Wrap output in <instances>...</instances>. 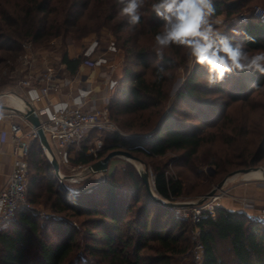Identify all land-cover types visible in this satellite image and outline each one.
I'll return each mask as SVG.
<instances>
[{
    "label": "trees",
    "instance_id": "1",
    "mask_svg": "<svg viewBox=\"0 0 264 264\" xmlns=\"http://www.w3.org/2000/svg\"><path fill=\"white\" fill-rule=\"evenodd\" d=\"M253 1L214 0L215 17L223 15L226 35L232 36L235 29L241 32L235 39L247 48L264 49V17L249 13L232 20ZM9 2H0V65L17 57L22 39L41 42L73 28L88 31L103 21L112 25L117 46L123 49L124 64L110 97L109 118L128 135L102 132L103 147L94 157L84 152L97 136L98 130L92 129L72 163L90 165L115 149L127 150L140 161L174 153L173 164L185 168L199 184L195 192H202V166H213L208 179L219 182L230 170L264 162V100L256 99L264 75L259 72L227 74L210 88L206 69L196 65L161 116L170 71L184 61L185 48L172 45L164 50L163 59L156 56L151 38L164 23L152 11L156 0H145L136 26L127 23L116 0ZM244 34L255 43L246 41ZM62 62L73 75L80 59L68 60L63 54ZM253 81L259 86L252 88ZM166 167H154L153 191L173 201L184 194L187 181L179 168L176 176ZM26 199L48 205L66 218H42L20 209L0 227V264H172V258L188 248L191 221L148 195L134 160L114 167L97 183L64 184L34 139L27 153ZM69 219H76L79 227ZM197 225L203 245L200 264H264V223L219 206L214 217Z\"/></svg>",
    "mask_w": 264,
    "mask_h": 264
},
{
    "label": "built area",
    "instance_id": "2",
    "mask_svg": "<svg viewBox=\"0 0 264 264\" xmlns=\"http://www.w3.org/2000/svg\"><path fill=\"white\" fill-rule=\"evenodd\" d=\"M254 15L264 17V10L258 6ZM22 47L25 53L21 61L25 72L17 81L18 90L0 92V143L8 139L12 144L10 168L0 188V227L22 208L38 213L26 199L28 147L34 139H38L37 127L23 115L26 103L33 107L39 118V127L58 162V175L54 174L61 182L64 179L62 168L72 174L84 167V164H74L71 160L90 130L97 129V136L84 152L94 157H98L103 147L102 132L121 134L109 118L110 97L118 85L113 56L119 54L120 49L114 39H108L104 46H101L97 38L84 46L68 44L63 53L68 60L80 59V64L88 62L92 67L100 69L104 93H99L78 70L73 75L62 72L63 68L66 69L63 62L59 68L44 64L42 70L33 72L35 60L29 53L31 43L25 41ZM4 99L7 101L3 102ZM72 147L74 149L71 150ZM44 152L51 161L46 150ZM256 189L264 190V186H256ZM219 196L218 193L208 196L202 203L193 204L190 212L186 213L194 227L193 253L198 264L203 258V245L197 224L203 218L215 216V210L220 206ZM237 200L251 219L264 223V207L255 209L254 199L250 197L241 196Z\"/></svg>",
    "mask_w": 264,
    "mask_h": 264
},
{
    "label": "rangeland",
    "instance_id": "3",
    "mask_svg": "<svg viewBox=\"0 0 264 264\" xmlns=\"http://www.w3.org/2000/svg\"><path fill=\"white\" fill-rule=\"evenodd\" d=\"M2 3L3 0H0ZM15 0H10L9 3L7 4H14ZM261 7L264 10V4L260 0L253 1L247 8H244L242 13L240 15H237L233 17L232 20H235L239 17H242V15H246L249 13H252L254 15V11L256 7ZM54 17H59L56 13L53 15ZM255 16V15H254ZM216 20H220L219 24H216V30H224L223 26V20L224 17L223 15L217 16L213 19V23L215 24ZM94 38L99 39L101 46H104L106 41L108 39H114L115 42L117 39V36L115 32L113 31V27L111 24L106 23L105 21L101 22L100 24L90 28L88 31L85 29H77L75 31V28L71 29L70 32L66 34H59L56 36H52L50 38H47L41 42H32V40L25 38L22 39L21 41V49L17 57L15 58H7L3 65H0V92H6L10 90H18L17 86V81L22 77L23 73L25 72L24 68L25 66L23 65L21 58L25 53V50L22 47V43L25 41H29L31 43V48L30 52L31 53V58H33L35 61L33 62L34 66L32 67L33 72H39L40 70L43 69L44 64H49L54 67H58L62 64V55L65 52L66 46L68 44H74L75 46H84L88 44L91 40ZM152 44L155 45L154 38H151ZM117 44V43H116ZM124 52L123 49L120 47L119 54H117L118 58L120 59L119 62L116 63V68H115V75L118 78L120 74L122 73V68L124 64ZM196 66V65H195ZM193 66V58L188 55V50L185 48L184 49V61L178 64L176 68L171 70V81L169 84V89H168V98L166 101L165 106L162 109L161 116L163 113H166L169 111L171 106L173 105L175 101V96L178 90L183 87L185 84L186 78L190 75L191 71L194 69ZM62 72L69 73L67 69L63 68L61 70ZM80 74V72H78ZM99 75V74H98ZM96 74V80L98 77ZM102 77H100L101 79ZM95 80V79H94ZM200 80V79H199ZM103 81V80H102ZM96 82V81H95ZM102 85L101 87H104V82H101ZM105 90V89H104ZM256 99L258 101H263L264 100V87L261 89L260 93L256 95ZM7 101V99H4L3 102ZM160 116V117H161ZM116 125V124H115ZM118 130L121 132L123 135H128L125 131H122V129L116 125ZM103 137V133H102ZM93 144V141L91 142L90 145ZM46 156V155H45ZM176 157L174 153H169L166 157L162 158H156V159H149V158H141L142 163L139 165L138 162L135 161V166L138 170V167L141 166L142 168H146L148 171L149 175V180H150V186L153 188L154 186V167L156 165H163L165 164L167 167V173H171L173 175L178 174V168L181 170L180 173L181 176L183 177L184 181L186 182V189L185 192L182 196L174 199L172 202H177V203H192L196 202L199 198H201L204 194H206L208 191H210L218 182L217 181H209L208 177L211 175V173L214 170L213 166H202L199 168V170L202 173V176L200 178V182L204 187L199 186L201 188L202 192H195V186L196 184L199 185L195 181H193V178L190 176V174L186 171L185 168H180L176 165L173 164V159ZM46 158L49 160V158L46 156ZM130 160L128 158H125L123 156H115L113 157L108 165L107 172H110L114 167H122L126 164V162ZM259 167H262L264 169V162L260 163L258 165ZM236 170V169H235ZM189 171V170H188ZM62 172L64 174V179L62 183L64 184H77L79 182V185H86L91 182H99L107 172H99V173H93L89 171L88 165H84V167L77 169L75 172L68 171L67 169L62 168ZM231 172V170H230ZM255 172V171H254ZM257 172V171H256ZM260 172V171H258ZM229 173V172H228ZM228 173L224 174L227 175ZM251 173V172H249ZM249 173H240V174H233L230 175L223 185L218 188L215 193H218L219 199H218V204L220 205L221 200L224 197H228L234 202H238L237 198L241 196H237L233 194L232 188L235 186L242 184L246 182L248 177H251V179H256L258 181L264 182V179L257 178L256 176H246ZM255 180V181H256ZM243 196V195H242ZM248 197V196H245ZM202 203V202H201ZM29 204L38 211V215L42 218H50V217H63L62 214L59 213H54L48 205H45L43 203L39 204H32L29 202ZM200 204V203H199ZM193 205H184L180 207H174V214L179 216L180 218H184L185 220L190 221V219L186 216V213L190 212V209ZM221 207V206H220ZM260 207H254L255 209L261 208ZM69 221L76 227H79V222L76 219H69ZM194 227L193 224H190L189 228V234H188V248L187 251L177 255L172 258V264H198L194 258V253H193V245H194Z\"/></svg>",
    "mask_w": 264,
    "mask_h": 264
},
{
    "label": "clouds",
    "instance_id": "4",
    "mask_svg": "<svg viewBox=\"0 0 264 264\" xmlns=\"http://www.w3.org/2000/svg\"><path fill=\"white\" fill-rule=\"evenodd\" d=\"M116 2L128 24H140L145 0ZM151 8L164 22L154 36V51L158 58L163 59L164 50L172 45L186 48L193 58V66L200 65L206 69L207 86L210 88L234 72L250 70L264 75V49L247 48L244 41L235 39L241 35L235 29L232 36L216 30L220 20L213 23V17L217 15L214 0H156ZM244 36L246 41L255 43L254 38ZM250 86L256 88L259 85L253 81ZM254 175L264 179L260 172Z\"/></svg>",
    "mask_w": 264,
    "mask_h": 264
},
{
    "label": "water",
    "instance_id": "5",
    "mask_svg": "<svg viewBox=\"0 0 264 264\" xmlns=\"http://www.w3.org/2000/svg\"><path fill=\"white\" fill-rule=\"evenodd\" d=\"M25 112H23L24 118H26L34 127H37V134H38V140L42 146V148L44 150H46V152L48 153V155L51 158V165L53 168V171L55 174L58 175V162L56 157L54 156L52 149L49 145V142L43 132V130L39 127V118L37 116V114L35 113L33 107L31 105H29L28 103H26ZM1 107H5V106H1ZM115 156H123L125 158H128L130 160H134L136 162L139 163V165L143 164L138 158H136L135 156H133L130 152H128L127 150L124 149H115V150H111L109 151L105 156L97 159L95 162L91 163L89 165V171L93 172V173H99V172H107L108 169V165L110 160L115 157ZM260 171L261 174H264V169L262 167L256 166V167H249V168H239L236 170H233L231 172H229L227 175H225L223 177L222 180H220L210 191H208L206 194H204L201 198H199L196 202H192V203H177V202H172V201H167L165 199H162L160 197H158L155 192L153 191V188H151L150 186V180H149V175H148V171L146 168H142L141 166L138 167V172L143 180V183L145 185V189L148 193V195L155 201L162 203L164 205H168L170 207H180V206H184V205H193V204H199L201 202H203L208 196L212 195L215 193V191L220 188L223 183L225 182V180L233 174H240V173H249L251 171ZM96 184L91 185L90 187H94Z\"/></svg>",
    "mask_w": 264,
    "mask_h": 264
},
{
    "label": "crops",
    "instance_id": "6",
    "mask_svg": "<svg viewBox=\"0 0 264 264\" xmlns=\"http://www.w3.org/2000/svg\"><path fill=\"white\" fill-rule=\"evenodd\" d=\"M113 58L115 63L119 62L120 60L117 55L113 56ZM78 72H80V74H82L87 81H90L91 84L94 85V87L98 90L99 93L105 92L104 90L105 88L101 87L102 85L101 82H103L102 81L103 79L102 78L100 79L101 77L100 69H96L92 67L88 62H82L78 66ZM96 74L97 75L99 74L98 75L99 78H97V80H96L97 77ZM36 106H39V104H36ZM11 149H12V144L10 140L6 139L4 140V142L0 143V188L3 185L6 178V174L10 168ZM254 173H256V171L251 172L246 176H255ZM246 180H247L246 182L232 188L233 194L237 196L243 195L253 198L254 199L253 207H260V206L264 207V190L256 189V186H264V182L258 181L256 179L255 181L254 179H251V177H248ZM220 203H221L220 206L227 210L246 212L244 211L243 206L240 203L234 202L228 197H224Z\"/></svg>",
    "mask_w": 264,
    "mask_h": 264
},
{
    "label": "bare ground",
    "instance_id": "7",
    "mask_svg": "<svg viewBox=\"0 0 264 264\" xmlns=\"http://www.w3.org/2000/svg\"><path fill=\"white\" fill-rule=\"evenodd\" d=\"M256 171H258V170H256ZM251 172H254V171H251Z\"/></svg>",
    "mask_w": 264,
    "mask_h": 264
}]
</instances>
